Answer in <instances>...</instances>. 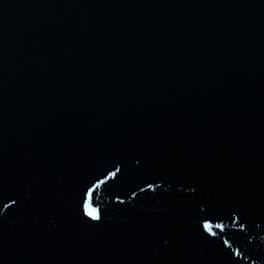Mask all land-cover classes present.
Returning <instances> with one entry per match:
<instances>
[{"label": "water", "instance_id": "95a60500", "mask_svg": "<svg viewBox=\"0 0 264 264\" xmlns=\"http://www.w3.org/2000/svg\"><path fill=\"white\" fill-rule=\"evenodd\" d=\"M0 264H264V0H0Z\"/></svg>", "mask_w": 264, "mask_h": 264}, {"label": "snow or ice", "instance_id": "6c2138e0", "mask_svg": "<svg viewBox=\"0 0 264 264\" xmlns=\"http://www.w3.org/2000/svg\"><path fill=\"white\" fill-rule=\"evenodd\" d=\"M117 171H119V169H117ZM114 175V173L112 171H109L107 176L105 177V179H108L109 177H112ZM100 182L97 181V184H99ZM97 185H93V188H95ZM92 189H89L88 192H91ZM87 195L88 193L84 194V199H83V208H84V214L88 217H90L93 220L98 219L97 217V213H96V209H90L89 205H88V199H87ZM217 227H221V225H217ZM241 228H243V225H240ZM203 228L205 231H208L209 229V224L207 221L204 222L203 224Z\"/></svg>", "mask_w": 264, "mask_h": 264}]
</instances>
